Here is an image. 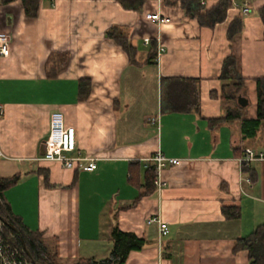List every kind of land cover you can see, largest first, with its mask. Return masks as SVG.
<instances>
[{
	"label": "crops",
	"instance_id": "crops-1",
	"mask_svg": "<svg viewBox=\"0 0 264 264\" xmlns=\"http://www.w3.org/2000/svg\"><path fill=\"white\" fill-rule=\"evenodd\" d=\"M33 1L35 14L31 0L0 3V30L10 35V54L0 56V176H20L3 193L13 212L42 232L57 264L108 256L115 226L146 240L125 264H249L235 246L264 223V158H241L247 148L264 153V127L244 137L240 120L215 119L254 84L257 97L264 0H230L212 25L192 14L201 0ZM204 1L202 12L221 0ZM157 11L170 22L146 18ZM114 27L135 62L107 35ZM229 56L241 89L222 77ZM173 77L197 79L199 111L168 109ZM84 78L91 90L81 99ZM56 110L76 128L79 151L99 157L96 170L42 159ZM158 152L181 161L166 163L161 187L146 192V159ZM232 206L240 217L224 214ZM153 216L167 235L148 223Z\"/></svg>",
	"mask_w": 264,
	"mask_h": 264
},
{
	"label": "trees",
	"instance_id": "trees-1",
	"mask_svg": "<svg viewBox=\"0 0 264 264\" xmlns=\"http://www.w3.org/2000/svg\"><path fill=\"white\" fill-rule=\"evenodd\" d=\"M31 2L30 6L26 5V9L30 12L32 6L34 9L31 14H35L37 9L36 2L33 0ZM229 4L230 0H221L216 6L202 12L204 6L198 1V5L195 6L196 9L192 11V14L198 15L202 24L212 25L225 19ZM258 14L264 23V5L259 8ZM107 35L115 39L128 53L130 60L135 62L136 49L122 30L114 27L108 31ZM152 54L153 52L150 53V55ZM222 77L230 79L232 81L231 85H234L238 89L243 87L244 79L238 71L234 57L229 56L225 59ZM165 80L168 81L170 94L168 109H174L179 112L200 110L197 79L173 77ZM256 83L257 111L254 117H247L246 106H241L238 103L234 108H228L226 115L215 119V121H233L238 119L241 121L244 137L256 136L258 131L264 127V76L256 78ZM90 90V79H81L79 84L80 98L85 99L88 97ZM145 172L144 183L147 187L146 192H150L156 187L157 174L155 165L148 163ZM19 179L20 176L18 174L10 177L0 176V223L2 224L0 232L18 250L23 260L30 264H57L43 238L42 232L31 230L23 222L22 218L13 212L9 202L3 196L4 191L16 184ZM223 211L229 218H238L241 214V210L236 206L224 207ZM111 236L113 245L108 256L104 258H80L73 264H125L129 254L134 250L142 249L146 243L143 237L132 232L123 231L117 226L112 229ZM235 247L236 250H248L250 256L249 264H264V223L259 224L249 235L240 237Z\"/></svg>",
	"mask_w": 264,
	"mask_h": 264
},
{
	"label": "built area",
	"instance_id": "built-area-1",
	"mask_svg": "<svg viewBox=\"0 0 264 264\" xmlns=\"http://www.w3.org/2000/svg\"><path fill=\"white\" fill-rule=\"evenodd\" d=\"M4 0H0V3ZM204 0L201 3L204 4ZM249 6L245 5L242 8L244 13H248ZM146 18L157 23H168L171 18L163 16L159 11L146 14ZM10 54V35L0 30V56H8ZM3 113L2 106L0 105V116ZM264 158L263 152L256 153L254 150L247 148L245 156L241 158L245 165H249L253 160ZM42 159L47 161L59 162L64 168L81 170V171H94L98 167L99 157L84 154L78 149L77 133L74 126L66 124L64 113L56 110L51 115V130L50 134L45 141V152ZM180 158L167 157L163 153L158 152L154 156L146 159V163H153L156 167V185L161 187V170L166 165L179 164ZM157 222L159 225V235L165 236L169 233V225L162 220L159 216H153L148 219V223ZM2 224L0 223V230ZM0 264H30L23 260L18 250L1 234L0 232Z\"/></svg>",
	"mask_w": 264,
	"mask_h": 264
},
{
	"label": "rangeland",
	"instance_id": "rangeland-1",
	"mask_svg": "<svg viewBox=\"0 0 264 264\" xmlns=\"http://www.w3.org/2000/svg\"><path fill=\"white\" fill-rule=\"evenodd\" d=\"M246 98L248 99L247 112L248 115H255L257 111V97H256V85L250 86L247 89Z\"/></svg>",
	"mask_w": 264,
	"mask_h": 264
},
{
	"label": "water",
	"instance_id": "water-1",
	"mask_svg": "<svg viewBox=\"0 0 264 264\" xmlns=\"http://www.w3.org/2000/svg\"><path fill=\"white\" fill-rule=\"evenodd\" d=\"M238 103L241 105V106H247L248 105V99L245 97V96H243V95H240L239 97H238ZM10 226H12V225H10ZM13 227V226H12ZM14 228V227H13Z\"/></svg>",
	"mask_w": 264,
	"mask_h": 264
}]
</instances>
